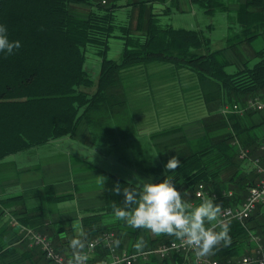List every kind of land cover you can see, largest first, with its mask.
Here are the masks:
<instances>
[{"label": "trees", "instance_id": "trees-1", "mask_svg": "<svg viewBox=\"0 0 264 264\" xmlns=\"http://www.w3.org/2000/svg\"><path fill=\"white\" fill-rule=\"evenodd\" d=\"M104 1L0 0V25L7 27L9 40H18L21 44L11 55L0 52V161L7 155L71 135L80 121L96 124L101 123L107 114L118 116L123 113L120 107L126 105L124 97L118 98L114 94L120 93L117 90L120 70L136 64L162 61L195 72L208 110L201 119L203 133L193 139L176 134L174 129L153 133L152 138L172 135L151 145H141L136 164L145 173L157 175L159 179L166 174L171 175L174 182L181 184L178 191L186 202L194 200L196 205L202 202L203 198L194 194L198 184L202 183L207 196L216 194L214 201L221 211L227 206L240 204L248 187L258 181L256 177L260 173L252 164V168L247 170L245 163L248 160L238 156V148L233 141L248 148L250 156H257L255 152L264 136L260 129L264 111L248 110L243 114L226 115L219 109L225 104H242L250 96L264 95V44L254 50L253 57H257L254 63L244 60L232 72L226 70L229 61L223 49L235 50L238 44H250L258 36L264 42V0H243L232 13L228 9V0H190L206 14L227 13L229 32L226 46L221 49L211 47L210 37L201 28L162 25L158 15L166 11L155 12L153 4L166 0ZM168 2L167 10L177 6L178 0ZM118 7L127 9L126 18L120 22L116 19ZM112 36L123 40L118 60L106 56L108 40ZM87 45L93 46L101 56L96 82L83 66ZM94 84V91H90ZM115 122L122 125L121 121ZM126 134L129 135V131ZM172 156H177L181 165L175 172L165 173L164 165ZM129 182L114 172L101 170L104 205L101 212L82 218L89 236L115 231L117 222L105 220L115 216L114 202L123 207V195L114 194V186L119 184L123 190L136 185ZM225 186L232 190L231 194L224 193ZM45 188L50 191L52 200L65 197L51 192V184ZM17 197L5 198L2 204L7 205L9 200ZM254 217L252 213L243 223L229 220L226 224L231 243L217 245L208 255L226 259L251 252L244 253V250L251 241V233H255L249 225ZM17 221L20 225L33 226L26 219ZM255 226L261 228L264 236V220H256ZM32 228L37 230L35 226ZM42 233H45L43 229ZM172 239L176 237L158 234L152 247ZM20 245L33 259L32 264H38V258L42 259V264H52L40 248L28 247L25 240ZM100 247L106 255L107 249ZM3 249L0 243V251ZM6 250L8 248L1 254H6ZM136 264L170 263L167 258L152 256L148 261Z\"/></svg>", "mask_w": 264, "mask_h": 264}, {"label": "rangeland", "instance_id": "rangeland-1", "mask_svg": "<svg viewBox=\"0 0 264 264\" xmlns=\"http://www.w3.org/2000/svg\"><path fill=\"white\" fill-rule=\"evenodd\" d=\"M240 2V0H228L229 12L232 13L238 7ZM102 3H105V1L102 0ZM168 5V0L164 3L153 4L155 12L161 13L163 9L166 11V13L158 15L159 22L162 25H171L175 28H201L210 37L211 47L213 49H221L226 46V36L229 32L227 28L228 23L226 20V12H216L212 15L206 14L197 3L191 2L190 0H178L177 6H173L167 10L166 6ZM77 7L82 8L83 6ZM126 15V7H118L116 9V19L118 22L123 21L126 18ZM208 25H210V28H208ZM233 29L238 30V27L233 26ZM263 44V39L258 36L252 39L250 44L246 42L238 44L235 47V50L224 48L223 53L229 61L226 70L229 72L235 71L239 67V64L244 60H248L250 64L254 63L257 60L256 56L253 57L254 50L260 49ZM122 49V38L112 36L108 40L106 56L118 60ZM100 64L101 56L96 52L93 46L87 45L83 66L94 82H96L98 78ZM94 88L95 84L89 90L94 91ZM117 90L120 93L114 94H116L118 98L121 96L124 97L123 101L126 104H123L120 107L123 113H120L118 116L107 114L108 116L106 115L103 120L104 123H106L105 126L92 123L90 124V130H86L87 124L80 121L71 135H73L74 138L83 139L88 133L89 135H97L98 137L96 139H100V141L103 139L100 144L97 142L98 144L95 148L97 149L98 154L95 156L93 154L90 155L91 157H88L89 162L99 164L103 168L114 172L134 184L138 182V179L142 180L148 178H151L152 182L156 183L159 177L142 171L136 164L135 160L137 158V153H139L138 151L140 150L139 147L142 144H145L144 142L146 139L143 138L140 140L133 138L132 135L137 133L138 127L140 128L139 133L141 135H146L152 131H160L165 127L174 129L176 134L183 133L188 138L197 136L200 131L203 133V130H200L199 119L200 113L203 111L200 106L203 97L197 76L194 71L187 67L177 66L162 61L147 62L122 68L119 73V85ZM188 94L191 95L190 98H188ZM188 104H192L193 108H187ZM246 111L237 112L236 110H231L223 114H243ZM258 111H264V109ZM117 120L121 121L122 124L124 123V127L126 128L123 129L124 131H129V135H127L123 141L128 143V148L124 145L106 144L113 139H115L113 141L118 143L116 139H119V129L116 127L115 122ZM170 135L158 137L157 141L167 138ZM68 138L69 137L55 138L60 139L58 140L60 141V145H58V141L54 140L45 145L34 146L30 148V150L21 151L14 155L26 159V162H31L34 159H37L36 154H34L33 157H28L33 150L39 151V153L41 152L42 155L45 156L58 153L59 149L64 152L77 149L84 150L85 152L89 150V147L85 145H66ZM261 143H264V141H261ZM248 163L250 162L248 161ZM262 165L264 166L263 163ZM163 179L164 178H161L160 181ZM180 185L181 184L179 183V186ZM229 189V187L225 186V190L227 191L224 193L231 194ZM206 197L209 196L206 195ZM189 201H192L194 204L193 200ZM260 206H262L261 210L264 211V203L259 204L257 208ZM254 214H257L256 209L253 212V215ZM13 219L14 220H12V218L9 219L10 224L17 226L20 230L17 219ZM27 227L32 228L30 226ZM105 232L114 233V231ZM254 234L258 235L257 233ZM98 236H95L92 239ZM261 239L263 240L262 237ZM24 240L27 242V245L30 246L27 239H22V241ZM97 246L103 245L100 244ZM53 247L56 249L54 245ZM105 256L106 255L103 257Z\"/></svg>", "mask_w": 264, "mask_h": 264}, {"label": "crops", "instance_id": "crops-1", "mask_svg": "<svg viewBox=\"0 0 264 264\" xmlns=\"http://www.w3.org/2000/svg\"><path fill=\"white\" fill-rule=\"evenodd\" d=\"M190 97L191 95L188 94V98ZM200 106L203 109L199 117L200 130H203L201 119L208 112L203 98ZM191 107L193 108V105L188 104L187 108ZM96 124L100 126L106 125L103 120L101 123ZM86 126V130H90V124ZM116 127L119 129V139H116L118 143L113 141L115 140L113 139L106 144L127 146L128 143L123 142L128 135L126 134L127 131L123 130L126 129L124 124L118 123ZM139 129L138 127L137 133L132 136L133 138L146 139L144 142L146 145H151L157 141V138H152L151 135L158 131L141 135ZM163 129L171 128L165 127ZM260 129L264 132V122L261 124ZM200 133L197 136L189 138H196L202 134ZM63 137H69L66 145H85L89 147V150L85 152L84 150L77 149L64 152L59 149L58 153L50 156L42 155L41 152L33 150L28 157H33L36 154L37 159L31 162H26V159L15 156L14 154L17 153L7 155L0 161V243L4 249L8 248L4 255L1 254L4 249L0 251V264H32L33 261L29 253L20 245L23 242L20 240L21 232L17 226L10 224L9 219L11 218L26 219L29 224H33L31 227H37V230L40 232L43 229L49 235L56 249L64 256L74 255V250L69 246L72 238H80L85 247L88 241L93 238V236H89V232L83 226L82 218L86 215L99 213L102 210L104 195L101 186V170L105 168L99 164L89 162L88 157H91L90 155L92 154L94 156L98 154L95 147L98 144L97 142L100 144L103 139L100 141V139H96L97 135H89L88 133L83 139L74 138L73 135ZM54 140L58 141L60 139H51L47 143ZM260 141H264V136L260 138ZM58 142V145H60V141ZM26 150H30V148ZM255 153L264 162V150L259 148ZM245 167L247 170L252 168L248 162L245 163ZM262 177H264V174L258 175L256 180ZM156 182H160V179L158 178ZM48 184L52 186L51 192H54L58 196L64 195L65 197L60 200L50 199V191L45 188ZM175 187L179 190V182L175 181ZM229 191L231 192L232 190L229 189ZM12 196L18 197L14 200H9L7 205L2 204V200ZM261 208L262 206L256 210L257 214L249 222V225L252 227V231L264 240L261 228L255 226L256 220L258 222L264 220V211ZM105 220L114 224L117 222L114 233L115 246L118 251L137 250L135 245L139 239L145 241L143 248L152 246L153 239L158 235L148 229H133L124 221L118 220L115 216L107 217ZM253 247L254 244L250 241L244 253L252 251ZM104 255V249L96 246L90 252V259L98 260ZM35 258H37L36 255ZM178 260H185L190 264H194L193 253L189 252L187 255L174 256L169 259V263L176 264ZM37 263L42 264V259L38 258Z\"/></svg>", "mask_w": 264, "mask_h": 264}, {"label": "clouds", "instance_id": "clouds-1", "mask_svg": "<svg viewBox=\"0 0 264 264\" xmlns=\"http://www.w3.org/2000/svg\"><path fill=\"white\" fill-rule=\"evenodd\" d=\"M21 44L9 40L7 27L0 25V52L13 54ZM181 165L177 156H172L164 165L165 173L175 172ZM131 183V182H129ZM114 194L123 195V207L113 203L114 215L133 229H148L154 234L175 236L193 248L197 256H206L219 244L231 243L229 226L220 219L221 208L214 198L205 197L198 205H191L182 198L171 175L160 182L151 178L138 179L135 186L121 190L114 186ZM219 229V231H217ZM118 243V241H117ZM69 246L74 250L69 264H87L89 256L82 250L85 245L80 238H72ZM145 241L139 239L136 249L142 250Z\"/></svg>", "mask_w": 264, "mask_h": 264}, {"label": "built area", "instance_id": "built-area-1", "mask_svg": "<svg viewBox=\"0 0 264 264\" xmlns=\"http://www.w3.org/2000/svg\"><path fill=\"white\" fill-rule=\"evenodd\" d=\"M264 109V95H254L248 97L242 104L234 103L232 105L225 104L219 110L221 113L236 110L243 112L246 110H263ZM233 144L238 148V156L242 159L248 160L256 171L264 174V166L258 156L252 157L249 154V149L240 146L238 141H233ZM260 149L264 150V143L260 144ZM204 185L199 183L195 196L200 198L206 197ZM209 197H216L212 193ZM193 205L192 201H188ZM264 203V177L259 179L254 185L248 187L247 195L244 200L236 206H227L220 213V219L223 223H227L231 219L244 222L257 208L259 204ZM12 220H14L12 218ZM15 222V221H14ZM21 239H27L30 246H38L44 252L45 257L51 261L52 264H69L74 255L63 256L52 245V242L47 234L40 233L32 228L20 225ZM251 241L254 243L251 252L240 255L239 257H232L226 259H218L211 256H197L195 250L190 246L185 245L179 239H172L169 241L160 242L154 247H145L142 250L126 251L118 249L115 246V237L113 232H104L100 236L88 241L86 247L82 250L89 256L87 264H136L138 262L148 261L150 257L154 256L158 259H170L176 255H187L189 252L193 253L194 264H264V241L259 235L251 233ZM103 245L107 249L106 256L98 260L90 259V252L97 245ZM176 264H190L185 260L176 262Z\"/></svg>", "mask_w": 264, "mask_h": 264}]
</instances>
